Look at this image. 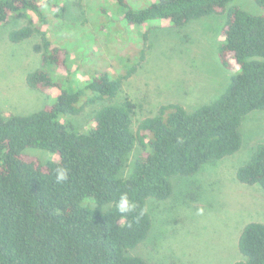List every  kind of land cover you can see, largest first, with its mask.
Returning <instances> with one entry per match:
<instances>
[{
    "label": "trees",
    "instance_id": "trees-1",
    "mask_svg": "<svg viewBox=\"0 0 264 264\" xmlns=\"http://www.w3.org/2000/svg\"><path fill=\"white\" fill-rule=\"evenodd\" d=\"M116 2L128 26L167 20L180 28L191 20L224 15L217 55L222 67L232 71L229 83L214 101L192 111L176 103L160 105L133 132L135 104L127 98L111 102L134 68L118 76L95 73L79 88L65 89L44 68L64 64L68 54L42 30L40 23L47 18L41 5L0 0V25L28 18V25L10 31V42L39 36L33 51L42 66L26 75L27 86L43 93L58 89L54 103L41 110L0 113V264H148L130 254L151 229L147 201L168 199L173 176H191L203 164L236 153L243 120L264 112V0H254L261 15L240 9L235 0H158L139 10L125 0ZM53 6L63 14L64 6L56 1ZM28 12L38 16L39 24ZM103 100L110 104L94 113L85 131L62 121ZM136 144L141 151L127 172ZM27 149L52 159L26 160ZM61 170L67 173L64 180L57 179ZM236 179L264 192L263 145L237 169ZM121 196L134 205L132 211L118 210ZM238 251L242 259L234 264H264V224L243 227Z\"/></svg>",
    "mask_w": 264,
    "mask_h": 264
},
{
    "label": "rangeland",
    "instance_id": "rangeland-1",
    "mask_svg": "<svg viewBox=\"0 0 264 264\" xmlns=\"http://www.w3.org/2000/svg\"><path fill=\"white\" fill-rule=\"evenodd\" d=\"M36 1L47 18L45 24L40 23L47 39L68 54L60 66L44 65L65 89L79 88L95 73L118 76L134 68L111 102L120 104L127 98L135 104L133 132L141 120L156 115L160 105L176 103L192 111L214 101L229 83L232 71L222 67L217 55L224 15L191 20L180 28L167 20L128 26L116 0ZM55 1L64 6L62 15L54 8ZM125 1L139 10L158 0ZM234 4L252 15L263 13L254 0H235ZM27 14L39 24L35 13ZM24 25L28 18L14 17L0 25V113L4 115L41 110L58 95L56 88L43 93L25 82L26 75L42 62L33 51L38 35L16 44L8 39L10 31ZM106 104L110 103L103 100L86 105L78 116H65L62 121L85 131L94 113ZM240 133L242 144L236 153L203 164L191 176H173L168 199L147 201L151 229L130 254L148 264H234L242 259L238 237L246 224H264V192L238 182L236 171L258 145L264 146V112L249 114ZM140 151L136 144L127 172ZM23 156L41 162L52 159L37 149H27Z\"/></svg>",
    "mask_w": 264,
    "mask_h": 264
},
{
    "label": "clouds",
    "instance_id": "clouds-1",
    "mask_svg": "<svg viewBox=\"0 0 264 264\" xmlns=\"http://www.w3.org/2000/svg\"><path fill=\"white\" fill-rule=\"evenodd\" d=\"M67 177V173L64 170H61L58 173L57 179L58 180H64ZM134 205L127 199L126 196H121L119 203H118V210L121 213H127L132 211Z\"/></svg>",
    "mask_w": 264,
    "mask_h": 264
}]
</instances>
